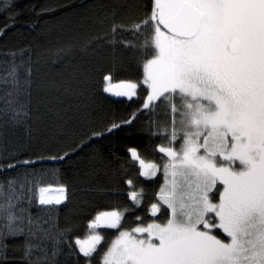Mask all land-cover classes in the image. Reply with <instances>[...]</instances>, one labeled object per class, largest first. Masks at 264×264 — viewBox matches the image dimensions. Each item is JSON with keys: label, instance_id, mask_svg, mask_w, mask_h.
Listing matches in <instances>:
<instances>
[{"label": "trees", "instance_id": "1", "mask_svg": "<svg viewBox=\"0 0 264 264\" xmlns=\"http://www.w3.org/2000/svg\"><path fill=\"white\" fill-rule=\"evenodd\" d=\"M150 10L151 0H0V202L18 197L14 211L23 217V234L0 235V264H87L76 238L89 234L98 212L118 211L120 229H98L104 239L91 264H101L120 231L169 218L167 207L154 216L151 205L165 182L159 147L170 146L173 114L163 98L143 107V60L151 57L126 46L147 38L130 29ZM114 24L124 27L113 33ZM108 74L111 84L135 83L136 94L105 92ZM113 124L120 127L109 132ZM129 148L159 172L140 175ZM61 184L62 204L39 205L38 187ZM132 191L142 193L136 202Z\"/></svg>", "mask_w": 264, "mask_h": 264}, {"label": "snow or ice", "instance_id": "2", "mask_svg": "<svg viewBox=\"0 0 264 264\" xmlns=\"http://www.w3.org/2000/svg\"><path fill=\"white\" fill-rule=\"evenodd\" d=\"M123 27L114 24L112 32ZM130 30L148 34L142 45L126 42L151 57L143 60V83L150 89L143 107L163 98L173 114L170 134L165 129L170 146L159 147L168 159L165 184L151 205L154 216L164 206L170 215L163 224L120 231L101 264H264V0H151L150 12ZM103 79L105 92L136 94L131 81L114 91L112 75ZM178 141L177 149L172 145ZM128 152L140 175H155L156 164L145 163L136 148ZM14 184L8 182L11 192ZM51 187H38L39 205L68 198L66 186L59 185L56 196L48 195ZM138 195L129 193L134 202ZM16 198L0 202V235L4 229L23 234ZM121 220L120 212L110 211L88 222L92 234L75 240L87 264L104 239L96 230L120 229Z\"/></svg>", "mask_w": 264, "mask_h": 264}, {"label": "rangeland", "instance_id": "3", "mask_svg": "<svg viewBox=\"0 0 264 264\" xmlns=\"http://www.w3.org/2000/svg\"><path fill=\"white\" fill-rule=\"evenodd\" d=\"M148 86V85H147ZM114 90H118L117 89V87L114 89ZM173 116V115H172ZM177 119H178V117H177ZM145 163H148V162H145ZM168 163V159H167V157H165V155H164V158H163V163H162V165H161V170H162V173H163V176H164V179H165V174H164V171H163V165L164 164H167ZM153 164H156L157 166H158V170L155 172V175L159 172V165L157 164V163H153ZM152 176H154V175H152ZM164 184H165V182H164ZM56 188L57 187H51V190H56ZM165 207H167V206H165ZM157 213H159V212H157ZM156 213V214H157ZM167 221V220H166ZM165 221V222H166ZM165 222H163V223H165ZM152 223H158V222H152ZM163 223H160V224H163ZM149 224H151V223H149ZM148 225V224H147ZM147 225H143L142 227H146ZM96 231H98V229L96 230ZM123 231H131V230H123ZM92 233H91V231L89 232V234L86 236V237H84L83 239H81V240H87L88 239V237L91 235ZM136 236H137V238H146V234H140V233H137V234H135ZM119 236V235H118ZM118 236H116L112 241H114ZM221 238V237H220ZM223 239V238H222ZM112 241H111V243H112ZM110 243V244H111ZM110 246V245H109Z\"/></svg>", "mask_w": 264, "mask_h": 264}, {"label": "bare ground", "instance_id": "4", "mask_svg": "<svg viewBox=\"0 0 264 264\" xmlns=\"http://www.w3.org/2000/svg\"><path fill=\"white\" fill-rule=\"evenodd\" d=\"M48 195L56 196V195H58V192L53 189V190H50V192L48 193Z\"/></svg>", "mask_w": 264, "mask_h": 264}, {"label": "water", "instance_id": "5", "mask_svg": "<svg viewBox=\"0 0 264 264\" xmlns=\"http://www.w3.org/2000/svg\"><path fill=\"white\" fill-rule=\"evenodd\" d=\"M111 85L113 86V89H115L116 86H117L116 84H111ZM114 91H115V90H114ZM107 93H109V94L112 95V96H116V95L113 94V92H107Z\"/></svg>", "mask_w": 264, "mask_h": 264}]
</instances>
